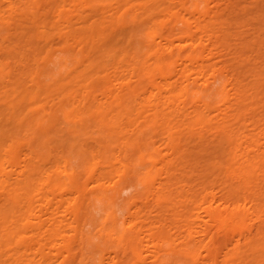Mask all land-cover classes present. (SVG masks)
I'll list each match as a JSON object with an SVG mask.
<instances>
[{
    "label": "bare ground",
    "instance_id": "bare-ground-1",
    "mask_svg": "<svg viewBox=\"0 0 264 264\" xmlns=\"http://www.w3.org/2000/svg\"><path fill=\"white\" fill-rule=\"evenodd\" d=\"M123 1L0 4V264H264V0Z\"/></svg>",
    "mask_w": 264,
    "mask_h": 264
},
{
    "label": "rangeland",
    "instance_id": "rangeland-1",
    "mask_svg": "<svg viewBox=\"0 0 264 264\" xmlns=\"http://www.w3.org/2000/svg\"><path fill=\"white\" fill-rule=\"evenodd\" d=\"M8 1H10V0H8ZM8 1H7V0H0V4H1V5H6V4L8 3V6H9V2H8ZM125 1H126L127 3H129V1H127V0H124L123 2H125ZM132 1H133V0H132ZM132 1L130 0V2H132ZM217 1H218V0H215V2L212 3V4H214V5H213L214 7H212V11H214L213 13H216V11H217V12H219V11H220V12H223L222 9H225V7H226V4L223 3V2H220L219 5H217L218 2H219V1H218V2H217ZM236 1H239V2H237V3L239 4V6H238L237 8H235V10H236V9L241 10V11H238V10H237V11L239 12V15H237V17H238V20H240V22L237 20L238 23L232 24V25H230V26L228 25L227 30L229 29L230 32H233V33L235 32V33H238V34H241V33H243V34H248V33L251 32V30H252V28H254V26H257V27H258L259 22H261L262 20H260V21H258V20H256V21H255V20H252V18H253V15H251V14H252V11H253V8H251L252 5L246 7V6H245V3H244V2H245L244 0H232V2H236ZM2 2H3V3H2ZM11 2H12V1H11ZM216 2H217V3H216ZM229 2H230V0L227 1V3H229ZM4 3H5V4H4ZM127 3H126V4H127ZM59 4H61V3H59ZM120 4H121V6L123 7L122 3H120ZM123 4H125V3H123ZM212 4H211V5H212ZM221 4H222V5H221ZM115 5H117V6L115 7V8L117 9V11H116V10H115V11H116V12L120 11V7H121V6H120L119 4H115ZM118 5H119V6H118ZM216 5H217V6H216ZM111 7H112V5H111ZM111 7H108L109 10L112 9L113 12H115V11H114V4H113V7H112V8H111ZM117 7L119 8V10H118ZM64 8H65V7H64ZM108 8H106V9L104 8V9L106 10V11L104 10V14H105L104 16H106V14L108 13V12H107ZM219 8H220V9H219ZM244 8H245V9H244ZM214 9H215V10H214ZM233 9H234V8L230 6L228 9L226 8V11H224V12H225V13H229V11H230V10H233ZM243 9H244V10H243ZM248 9H249V10H248ZM109 10H108V11H109ZM102 12H103V10H102ZM106 12H107V13H106ZM113 12H112V11H109V14L107 15L108 20H109V15H112V14H110V13H113ZM116 12H115V13H116ZM220 12H219V13H220ZM115 13H114V14H115ZM39 14H41V13H39ZM52 16L55 17L56 19L58 18L57 15H55V16L52 15ZM74 16H75L76 19L73 18V21H74V23L76 22V24H77L76 27H78V26H81V23H80L79 21H81L82 19H85V17L88 16L87 18H89L90 20H93V19H94L93 17L98 18V16L100 17V16H102V15H98V16H97V15H95V16H94V15H83V16H85V17H83L82 15H74ZM79 16H82L83 18L80 17V18H81V19H80V18H78ZM213 16H214L215 18L218 17V15H213ZM232 16H235V15H224V17H226V18H230V17H232ZM28 17H30V18H35L34 15H28ZM38 17L40 18V21H41L42 19H44V15H37V18H38ZM50 17H51V15H50ZM50 17H48V18H50ZM65 17H67V16L65 15ZM87 18H86V19H87ZM241 18H242V19H241ZM63 19H64V18H63ZM231 19H232V18H231ZM248 19H249V20H248ZM62 21H63V20H62ZM62 21H61V23H62ZM242 21L246 22V24H245L244 22H242ZM77 22H78L79 24H78ZM173 23H174V21H170L169 24H173ZM82 24H83V23H82ZM238 24H239V25H238ZM244 24H245V25H244ZM180 25H181V24H180ZM180 25H179V26H180ZM181 26H182V25H181ZM181 26H180V27H181ZM243 26H244V27H243ZM249 27H250V28H249ZM245 28H246V29H245ZM235 29H236V30H235ZM229 30H228V31H229ZM175 39H176V38H175ZM56 41H58V40H55L54 43H57ZM159 41H160V39L157 40V42H159ZM234 41H235V40L233 39L232 42H234ZM177 43H179V40H178V39L175 40V44H177ZM56 46H57V45H56ZM56 48H57V47H56ZM177 50H178V49H176V51H177ZM187 52H188V50L185 49V50L181 51V54H182L183 56H185V55H187V54H186ZM56 54L61 55V52L58 51ZM58 55H57V57L55 58V59H56L55 61H59V57H60V56L58 57ZM57 58H58V59H57ZM227 58L229 59V58H231V56L228 55V56L225 57V59H227ZM219 59H220V60H223L224 57H221V58H219ZM225 59H224V60H225ZM228 59H227V60H228ZM217 60H218V59H217ZM225 61H226V60H225ZM53 66H54V64L52 65V68L57 67L56 65H55V67H53ZM111 71H112V72H111ZM109 72H110V73H114L113 65H110V69L108 70L107 73H109ZM50 83H51V82H50ZM50 83H49V84H50ZM52 83H53V82H52ZM53 84H54V83H53ZM53 84H50L51 87L53 86ZM107 84H108V83H107ZM0 88H1V90H2V89L4 90L3 87L0 86ZM53 88H55V85L53 86ZM100 89H102V87H101ZM3 90H2V91H3ZM1 95H2V94H1ZM98 95L100 96L101 99H103V96L100 95V92H98ZM1 100H2V99H1ZM1 100H0V101H1ZM4 100H5V99H3V100L0 102V103L3 102L0 106H1V108L4 107V109H5V108H7V106H8L7 104H8V103H7L6 100H5L6 102H5ZM5 103H6V105H7L6 107H5ZM23 157H24V156H22V158H23ZM23 159H24V158H23ZM13 168H16V167H13ZM10 170H11V171H10V175H11V172H12V176H11L12 181L15 182L14 180H15L16 177H17V176H16V175H17V168H16L15 170H13V169L11 168ZM12 170H13V171H12ZM13 174H14L16 177H15ZM40 174H42V173H40ZM13 176H14L15 178H14ZM38 176H40V175H38ZM38 176H37V178H39ZM41 176H42V175H41ZM13 178H14V179H13ZM40 178H41V177H40ZM39 184H40V186H41V182H40V181H38V183H37V185H36V189L39 188V186H38ZM80 185H81V184H80ZM41 187H43V186H41ZM40 189H42V188H40ZM44 189H45V188H44ZM42 190H43V189H42ZM128 190H131V189H124V190L120 191V195H119V193L116 192V194H115V192H114L113 195H114V196L117 195V197H118V198H117L118 201L121 202V201L124 200V198L127 199V198L130 196V194H132L133 191H128ZM43 191H44V190H43ZM43 191H41V190L39 191V190H38V192H37L35 195H34V194L32 195V196H33V199H32V202H33V203H32V206L30 205V207H29V209H31V210H33V211L36 212V213H35V216H33V218H35V220L37 219V221H38L39 219H40V220H43L44 218H46V217L48 216V214H47L48 211H47V209H46L47 204H48V205L52 204V205H56V206L59 204L58 206H61L60 208L62 209V215H64L65 213H64L63 211H64L65 209L63 210V207H64V205L66 206V203H67V201H68V195H70V193H71V194H72V193L75 194V192H74L73 190H69V191H67V192L61 193V195L63 194L62 196L64 197V199H63V197H62L60 194H59L58 196L54 195V196H52L53 198L50 197V198H51V200H50L51 202L48 201L49 203L47 202V204H45V206H44L45 208H44V207H43L44 204H42L40 201H38V203H37V200H39V199L41 198ZM71 191H72V192H71ZM123 191H124V192H123ZM38 194H39V198H38ZM64 194L67 196V198L64 196ZM36 195H37V196H36ZM40 195H41V196H40ZM59 196L62 197L61 200L64 201V202H63V201L61 202L62 205H60V203L57 202V201L60 199ZM121 196H122V198H121ZM36 197H37V198H36ZM56 197H57V198H56ZM71 197H73V194L69 196V199H70ZM34 198H35V199H34ZM54 199H55L56 201H54ZM57 199H58V200H57ZM66 200H67V201H66ZM34 201H36V203H35ZM65 201H66V203H65ZM39 202H40L41 204H39ZM56 202H57V203H56ZM120 202H119V203H120ZM45 203H46V202H45ZM34 205H35V207H34ZM37 205H39V207H38ZM97 205H98L97 210L95 209V210H94V213H95L96 217H97L98 219H100V218L102 217V215L104 214L105 207H104L103 204H100V202H97ZM56 206H55V207H56ZM62 206H63V207H62ZM31 207H32V208H31ZM42 207H43V208H42ZM101 207H102V208H101ZM34 208H35V209H34ZM41 208H42V209H41ZM60 208H59V212L61 211ZM40 209H41V210H40ZM44 209L46 210V213H44V211H45ZM26 210H27V208H25V211H26ZM36 214H38V215H36ZM45 214H47V216H45ZM66 214H67V213H66ZM39 215H40V216H39ZM41 215H42V216H41ZM44 216H45V217H44ZM58 216H61V214H59ZM24 217H25V215H23L21 219L23 220V222H24L25 224H27V227L24 226L25 228H23V226H22V227H21L22 229L19 228L18 233H20V236H22V235H23V237L25 236L26 239H27V242H26V240H25L24 244L21 245V246H23V247H20V248H22L23 250H25V253H26V250H27V251L29 250V249H27L28 247H29L31 250H32V248H33L32 251H31V250L29 251V254H30V255H28V252H27L26 255H25L24 252H23V254H24V256H25L24 259H26L27 255H28V261H31V262H32L33 260H31V259H33L34 256H35V255L32 254V252L35 251V250H34V249H35V245H36L38 248H41V247L44 245V239H45V238H44V239L42 238L43 235H41L40 230L37 229V226L35 225L36 221H35L34 219H33V220H30V218H29V220H28V223H29V224H28V223L26 222V221H27V218L25 217V219H24ZM42 217H44V218H42ZM67 218H68V216H67ZM32 221L35 222V223H33ZM24 223H23V224H24ZM30 224H31V226H29ZM91 224H92V226H91ZM21 225H22V223H21ZM33 226H34V228H33ZM90 226H91V228H90ZM35 228L37 229V231L39 230L38 232H40V235H39L38 232H36ZM91 229H92L93 231H92ZM96 229H97V228H96V226L93 224V222H92V223H89V225H87V227H86V231H87L89 234L91 233L93 239L95 238L94 241L97 242V241H99L100 238H98L97 236H93L94 233L96 232ZM90 230H91V231H90ZM21 232H22V234H21ZM37 233H38V234H37ZM91 234H90V235H91ZM40 237H41V238H40ZM39 238H40V239H43V241L40 242V239H39ZM30 239H31V241H30ZM35 239H36V240H35ZM39 242H40V243H39ZM42 242H43V243H42ZM29 243H30V244H29ZM33 243H34V244H33ZM26 244H28V245H26ZM9 245H10V247L13 246V245H14V242L11 243V244L9 243ZM15 245H17V244L15 243ZM15 245H14V246H15ZM32 245H33L34 247H32ZM40 245H41V246H40ZM30 246H31V247H30ZM49 246H50V247H49ZM15 247H16V246H15ZM17 247H18V246H17ZM51 247H52L51 245H47L46 248L44 247V252H45V259H44L45 262H44V264L47 262V259L49 260L50 258H51V259L49 260L50 262L48 261V263H50V264H56V263L58 262L57 260H59L58 258H60V253H61V252H59L60 250H57V248H53V249H51ZM38 248H36V249H38ZM49 249H50V254H49V251H48ZM58 249H59V248H58ZM13 250H14V251H13ZM23 250H22V251H23ZM51 250H53L54 252L51 251ZM56 250H57V251H56ZM224 250H225V249H224ZM10 251H11V252H15V248L12 247V249H10ZM22 251H21V254H22ZM46 251H47V252H46ZM55 252H57V253L59 252V256H58V254H56ZM222 252H223V250H222ZM46 254H47V255H46ZM55 254H56V256H55L56 259H55V257H53ZM48 255H49V258H47ZM204 255H205V253H204ZM24 256H23V257H24ZM57 256H58V257H57ZM205 257H206V256H205ZM38 258H39V257H38ZM38 258H37V259H38ZM52 259H53V260H52ZM60 259H61V258H60ZM51 260H52V261L55 260V261H57V262L55 263V261H54V263H52ZM61 260H62V259H61ZM61 260H60V261H61ZM205 260H206V259H205ZM207 260H208V258H207ZM38 261H39V260H36V262H38ZM70 261H71V263H68V264H76V260H73V259H72V260H70ZM70 261H69V262H70ZM39 262H40V261H39ZM41 263H43V261H41ZM48 263H46V264H48ZM58 263H59V262H58Z\"/></svg>",
    "mask_w": 264,
    "mask_h": 264
}]
</instances>
